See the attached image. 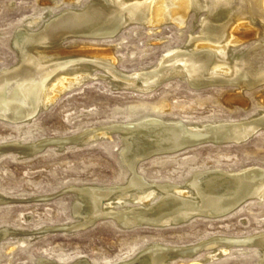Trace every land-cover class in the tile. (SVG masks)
<instances>
[{
	"label": "rangeland",
	"instance_id": "374dc122",
	"mask_svg": "<svg viewBox=\"0 0 264 264\" xmlns=\"http://www.w3.org/2000/svg\"><path fill=\"white\" fill-rule=\"evenodd\" d=\"M91 1L70 5L65 0H0V72L20 62L11 45L19 26L28 19H39L38 25L30 28L39 30L54 15L70 8L83 9ZM206 16L210 15L205 11H192L183 27L172 22L160 27L132 24L114 39L71 38L64 47H113L119 69L131 74L155 68L164 55L198 37ZM246 21L261 28V33L231 45V56L264 42V20L249 15ZM239 92L232 82L193 86L172 78L145 93L115 89L109 80L99 77L62 91L28 121L11 123L0 118V146L4 147L0 150V193L9 198L0 202V228L14 230L0 239V264H40L42 258L50 264H73L80 258L92 264H116L156 243L194 248L212 237L242 238L264 232V200L257 199L223 216H197L179 226L129 229L106 216L84 228L51 229L77 223L71 206L77 194H59L61 191L72 185L125 183L129 172L120 157V136L113 133L111 138L69 143L62 149L46 144L34 153L20 154L36 141L69 137L146 116L180 119L188 124L249 121L260 116L264 111V83L245 88L243 100L231 102L229 98ZM249 167L264 168V128L242 143H205L138 163V171L147 180L173 183H184L201 169L240 171ZM196 253L179 254L170 264H193L206 257L207 249ZM224 255L203 264H259L262 258L259 247L247 244L232 245Z\"/></svg>",
	"mask_w": 264,
	"mask_h": 264
},
{
	"label": "bare ground",
	"instance_id": "6f19581e",
	"mask_svg": "<svg viewBox=\"0 0 264 264\" xmlns=\"http://www.w3.org/2000/svg\"><path fill=\"white\" fill-rule=\"evenodd\" d=\"M65 1L79 5L84 0ZM192 11H205L214 19L206 16L200 35L164 55L153 69L131 74L122 71L113 47H64L71 38L114 39L132 24L160 27L172 22L183 27ZM249 15L264 20V0H92L83 9L70 8L54 15L39 30L30 29L38 25L39 19H28L15 30L11 40L20 62L0 72V118L11 123L28 121L62 91L99 77L109 80L115 89L145 93L172 78L186 80L193 86L232 82L240 92L229 99L241 102L245 88L264 83V42L248 52L234 56L229 53L231 45L261 33V28L247 23ZM261 128L264 111L249 121L192 124L146 116L86 129L69 137L36 141L27 144L20 154L39 151L49 142L63 147L111 138L118 133L122 141L120 157L129 172L125 183L70 186L77 194L71 204L77 223L51 229L84 228L106 216L129 229L170 227L183 225L197 216H223L249 200H264V168L201 169L184 183H173L147 180L138 171V163L205 143H242ZM3 148L0 146V150ZM8 199L0 193V202ZM13 232L9 227H1L0 239ZM246 244L259 247V264H264V232L242 238L212 237L194 248L156 243L116 264H170L179 254L191 256L206 248V257L193 262L203 264L223 257L232 245ZM40 264H50V260L42 258ZM73 264L92 263L80 258Z\"/></svg>",
	"mask_w": 264,
	"mask_h": 264
},
{
	"label": "water",
	"instance_id": "95a60500",
	"mask_svg": "<svg viewBox=\"0 0 264 264\" xmlns=\"http://www.w3.org/2000/svg\"><path fill=\"white\" fill-rule=\"evenodd\" d=\"M53 142H49V143H46V144H52ZM71 144H73V143H71ZM45 146V145H44ZM58 148H64V146L63 147H58ZM66 191H72V189H66L65 191H61L59 194H61V193H64V192H66ZM59 229H62V230H69V229H67V228H59Z\"/></svg>",
	"mask_w": 264,
	"mask_h": 264
}]
</instances>
